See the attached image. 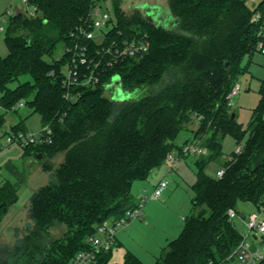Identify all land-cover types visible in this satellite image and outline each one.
Segmentation results:
<instances>
[{
  "label": "trees",
  "instance_id": "1",
  "mask_svg": "<svg viewBox=\"0 0 264 264\" xmlns=\"http://www.w3.org/2000/svg\"><path fill=\"white\" fill-rule=\"evenodd\" d=\"M112 2L117 22L111 35H147L150 50L142 60L127 59L107 69L97 87L79 88L74 101L64 97L65 51L72 31L99 1L28 0L23 7L35 8L33 15L18 11L10 17L9 54L0 57L2 106L13 110L31 97L27 104L40 115L42 127L52 130L51 144L23 148L24 157L64 154L57 168L43 165L53 179L31 200L34 226L17 249L21 262L70 264L79 252L90 250L101 225L136 206L134 184L148 180L169 153H180L177 138L198 123L192 139L209 154L196 160L193 213L155 264H220L240 241L229 210L237 211L240 203L257 206L264 197V82L247 129L236 113L232 119L228 107L229 94L247 71L244 57L262 52L260 43L264 47V0L254 8L249 0H168L174 23L167 28L139 11L128 15L122 0ZM59 47L63 54L55 59ZM168 75L170 84L158 93L123 102L121 110L104 95L116 76L125 92H135ZM22 77L28 80L9 88ZM12 128L26 131L24 123ZM228 136L237 144L246 141L240 155L223 162ZM219 162L228 167L222 179L205 174L209 164ZM18 200L16 185L0 186V226ZM62 227L65 231L54 238L53 231ZM112 253L101 252L96 264H112ZM122 264L144 263L128 252Z\"/></svg>",
  "mask_w": 264,
  "mask_h": 264
},
{
  "label": "rangeland",
  "instance_id": "2",
  "mask_svg": "<svg viewBox=\"0 0 264 264\" xmlns=\"http://www.w3.org/2000/svg\"><path fill=\"white\" fill-rule=\"evenodd\" d=\"M98 1L101 12H108L115 25L117 21L112 0ZM261 1L249 0V5L254 8ZM148 6L158 8L161 15L169 17V20H166V25L165 23H160L161 25H165L167 28L174 23V20H171L168 0H122V9L128 15L137 11L145 15V11H150ZM22 9V2L0 0V27H3V31L0 33L1 58H6L9 54L5 39L10 26V18L6 17L4 20L2 15L7 10H19V12H22ZM155 23L159 24L158 21ZM110 28L104 29V32H108ZM62 54V48L59 47L54 58L59 59ZM47 59L50 62L53 61L50 57ZM242 66L247 68V71L238 77L236 83L240 86V93L234 98H228V107L230 112L236 113L237 122L247 129L260 100V85L264 82V52L258 50L252 56H245ZM26 80H28L27 77H22L19 81L9 84V88L15 89L20 82ZM171 80V75H168L158 84L146 86L145 88L139 87V90L135 92H125L114 88L112 91L107 89L104 95L115 100L117 102L115 109L121 110L123 102L139 99L146 94H156L170 84ZM31 99L30 97L26 101H22L20 106L13 107V110H7L2 106V94L0 92V146L7 147L8 135L15 132L12 127L18 124L24 123L26 132H39L42 130L40 115L33 113V110L27 104ZM197 128L198 123H195L188 130L183 131L176 140V146L181 147L184 145ZM245 141H242L241 144L245 145ZM238 145L231 136L226 137L223 142V162L228 159ZM38 155L33 154L29 157H24L23 147L19 145L9 146L0 153V186L9 181L16 185L19 195V200L9 209L0 226V264H22L21 251L17 249L22 245L23 238L34 226V221L30 216L31 200L41 187L46 186L53 179V173L45 171L43 165L48 163L52 167L57 168L64 159V154L62 153L53 159L43 156L38 158ZM186 159H188L187 162L182 165L178 172L170 170L168 166L163 165L160 169L153 172L149 180L135 183L133 186L132 195L138 202L140 195H151L155 184H158L164 178L169 185L160 200H151L144 205L142 210L143 218L131 222L135 228L130 233L128 240L132 241L131 245L139 251V257L144 261V264L156 263L161 251L157 253L155 247L159 243H164L165 238H169V240L178 238L185 225L182 217H188L193 213L192 206L195 196L193 186L197 180L198 168L196 160L198 158L188 157ZM221 165L222 163L220 162L209 164L205 168V174L215 179ZM141 186L142 188L140 189ZM237 211L238 217L233 223L238 232L244 234L246 232L245 221L255 211V208L249 203H240ZM244 217L246 218L244 219ZM64 231L65 228L63 227L55 229L53 231L54 238H59Z\"/></svg>",
  "mask_w": 264,
  "mask_h": 264
},
{
  "label": "built area",
  "instance_id": "3",
  "mask_svg": "<svg viewBox=\"0 0 264 264\" xmlns=\"http://www.w3.org/2000/svg\"><path fill=\"white\" fill-rule=\"evenodd\" d=\"M23 6L28 0H17ZM25 13L34 14L35 8L28 7ZM19 11V10H18ZM18 11L7 10L2 15L5 20ZM260 15L255 16L258 20ZM113 20L108 12H101L99 3L95 5L87 19L77 26L71 33V44L66 48V57L63 64L62 85L65 89V99L74 101L80 96L79 88H95L101 81L102 74L107 69L114 67L120 61L127 59L142 60L150 50V41L147 35L131 38L123 37L121 32L118 37L111 35L114 28ZM111 27L108 32L104 29ZM3 27H0V33ZM99 33V34H96ZM264 35V29L261 32ZM259 48L264 52L263 44ZM240 86L235 84L229 99L238 96ZM20 102L17 107L20 106ZM52 130L49 126L42 127L39 132L17 131L8 135L6 145H19L23 148L39 146L52 143ZM0 146V153L5 150ZM244 145L239 144L233 154L228 157L231 162L235 156L243 152ZM209 151L200 145L199 140H192L181 147V152L172 151L165 159L164 165L170 170H176L181 162L188 158H199L207 156ZM228 167L221 165L215 179L224 177ZM168 186L167 180L160 181L154 188L151 195L142 194L138 198L136 206L129 210L121 219L115 222H105L98 229L95 237L90 239L91 249L79 252L70 264H96L97 257L101 252H108L115 249L118 232L130 222L143 218L142 210L144 205L151 200H158L162 197ZM245 221L246 232L240 234V241L231 255L220 264H264V197ZM229 218L234 221L238 217L236 210H229ZM246 217H244L245 219Z\"/></svg>",
  "mask_w": 264,
  "mask_h": 264
},
{
  "label": "crops",
  "instance_id": "4",
  "mask_svg": "<svg viewBox=\"0 0 264 264\" xmlns=\"http://www.w3.org/2000/svg\"><path fill=\"white\" fill-rule=\"evenodd\" d=\"M193 139H192V137L191 138H189L186 142H185V144L186 143H188V142H190V141H192ZM183 146V145H182ZM187 160L188 159H184L182 162H181V164H180V166L175 170V172H178L180 169H181V167H182V165L184 164V163H186L187 162ZM152 175H153V173H152ZM152 175L150 176V178L152 177ZM165 179V178H164ZM149 180V179H148ZM166 180V179H165ZM142 182V181H141ZM138 183V182H137ZM157 186V184H155V186H154V188ZM169 186V185H168ZM142 188V186L140 187V189ZM153 188V189H154ZM147 191V190H146ZM163 195H164V193H163ZM162 195V196H163ZM135 198V197H134ZM162 198V197H161ZM160 198V199H161ZM160 199H158V200H160ZM185 218L186 217H182V220H184L185 221ZM140 224H142V223H140ZM144 226H146V224H144ZM134 226L132 225V223L130 222V224H129V226L127 225L126 227H124L123 229H121L119 232H118V234H117V247L113 250L114 251V253H113V255H112V258H111V263L112 264H122L124 261H125V257H126V254L128 253V252H131L132 254H134L137 258H139L141 261H142V259L139 257V254H138V250H136V249H134L135 247H133V245H131V242L128 240L129 239V237H130V233L132 232V231H134ZM176 239V238H175ZM175 239H171V240H169V238H165V241H164V243H159V245L158 246H156L155 247V250H157L156 252L157 253H159L160 251H161V253H162V250L168 245V243L170 242V241H172V240H175ZM134 241V240H133ZM156 252H154V253H156ZM161 255V254H160ZM160 257V256H159ZM143 263H144V261H142Z\"/></svg>",
  "mask_w": 264,
  "mask_h": 264
},
{
  "label": "water",
  "instance_id": "5",
  "mask_svg": "<svg viewBox=\"0 0 264 264\" xmlns=\"http://www.w3.org/2000/svg\"><path fill=\"white\" fill-rule=\"evenodd\" d=\"M157 10H158V8L157 9H152V12H147V16L153 15L154 14L153 12H155ZM114 88H117L120 91L123 90L121 78L119 76L114 77L112 82H111V84L107 87V89L110 90V91H112ZM234 118H235V113L232 115V119H234ZM41 157H42V155H38V158H41Z\"/></svg>",
  "mask_w": 264,
  "mask_h": 264
},
{
  "label": "flooded vegetation",
  "instance_id": "6",
  "mask_svg": "<svg viewBox=\"0 0 264 264\" xmlns=\"http://www.w3.org/2000/svg\"><path fill=\"white\" fill-rule=\"evenodd\" d=\"M148 7H150V6H148ZM149 9H150V11H145V16L146 17H148L153 22L158 21L159 24L160 23H165V25H166V23H167L166 20H169V17H165V16L161 15L160 12L158 11L159 9L157 11L153 12L154 13V14L152 13L153 15L147 16V12H152V9H157V8L156 7H150Z\"/></svg>",
  "mask_w": 264,
  "mask_h": 264
}]
</instances>
